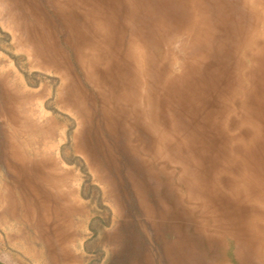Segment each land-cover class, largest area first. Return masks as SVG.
I'll return each mask as SVG.
<instances>
[{
    "label": "rangeland",
    "instance_id": "374dc122",
    "mask_svg": "<svg viewBox=\"0 0 264 264\" xmlns=\"http://www.w3.org/2000/svg\"><path fill=\"white\" fill-rule=\"evenodd\" d=\"M0 264H264V0H0Z\"/></svg>",
    "mask_w": 264,
    "mask_h": 264
}]
</instances>
